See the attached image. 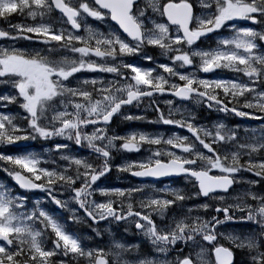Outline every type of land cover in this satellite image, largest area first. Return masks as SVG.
Instances as JSON below:
<instances>
[{
	"label": "rangeland",
	"instance_id": "rangeland-1",
	"mask_svg": "<svg viewBox=\"0 0 264 264\" xmlns=\"http://www.w3.org/2000/svg\"><path fill=\"white\" fill-rule=\"evenodd\" d=\"M151 15L144 22L147 28L146 43L139 44L118 35V31L112 27L96 26L93 21L104 23L105 20L95 13L81 18L84 33L77 36L65 27L62 17L53 16L49 0H0V27L9 25L13 39L9 42L13 54H0V62L4 64L3 60L11 61L8 77L14 82L18 81L20 90L27 91L35 85L34 76L29 75V66H36L39 57H48L56 62L52 67L60 73L53 80L58 88L55 90L74 92L77 101L69 103L72 108L64 106L55 111L48 108V113L49 116H55V122L72 114V128H75L87 116H95L102 103L99 97L94 101V94L81 93L82 86L89 84L93 92L104 96V99L113 96L109 94V86L102 84L103 73H106L103 69L114 70L116 66L108 59L138 54L151 60L152 57L147 53L152 52L155 57L179 53L181 47L177 43L180 39L178 31L167 26L161 19V13ZM83 21L88 24L86 27ZM52 22L56 25L55 33L50 24ZM255 36L252 30H239L233 40L225 41L212 52V56L200 63L202 69L216 66L219 75H236L237 80L221 79L222 84L230 85L227 86L228 90L238 94L249 93L247 96H254L251 108L259 109L264 107V91L252 94V89L248 88V84L253 81L264 84V55L255 54L258 47ZM20 43H25V46ZM27 49L32 50L36 56L26 54L24 50ZM93 50L104 51L109 57L101 61L91 54ZM41 61L43 64L46 62ZM75 68L84 69L80 72ZM162 69L168 71L170 68L164 64ZM133 70L138 73V77L151 78L157 69L136 67ZM0 71L2 73V68ZM253 76L256 77L254 80L251 78ZM165 82L164 77L160 76L157 85ZM241 84L245 87L240 88ZM219 86L224 87L221 84ZM121 89L124 93L129 91H125V84ZM1 107H5V104L0 102ZM27 107L29 123L24 126H20L19 121L9 119L0 110V232L13 240L12 248L0 244V264H95L98 257L104 258L107 264H138L144 254L132 248L131 242L135 233H138L139 225L144 230L139 236L149 234L152 237L151 230L154 228L162 231L156 233L158 240L155 239V242L158 246L149 244L147 247V253L150 248L153 249L151 254L154 264H178L181 257L186 255L194 259L196 262L190 260L196 264H212L210 253L216 246L231 250L235 246L242 250L239 245L243 246L244 243L242 238H238L241 236L239 234L249 233V238H254L264 233V195L261 194L264 193V149L260 147L264 145V140L245 141L244 145L235 143L231 150L227 148L228 144L232 145L230 142L219 141V148L214 154L205 146L202 152L197 151L196 155L201 156L197 157L202 163H217L215 169L219 177L233 176L236 183L229 194L202 198L199 189L190 195L189 190L181 187L138 186L128 181V172L135 168L149 167L162 155L160 153L166 157L170 154L152 147L149 149L152 153H139L138 149L124 146V153L113 163L114 158L98 157L93 152L85 153L71 146L63 157L68 162L66 168L49 170L41 167L33 141L41 134H49L45 127L50 120H39V113L30 105ZM103 111L104 108L100 110ZM174 113L180 114L181 109L174 110ZM219 127L222 129L221 125ZM71 135L72 132L69 139L73 143L74 137ZM125 138L122 142L124 145L135 144L137 147V140L147 145L151 143L146 142L145 135L139 136L133 131L128 132ZM45 139L51 141L47 137ZM82 139L84 147L89 149H94L91 147L95 144L100 145L105 152L116 149L113 135L109 134L105 126L99 127L98 131H85ZM8 143H13L12 148L17 152L8 154L5 150ZM43 149V156H50L51 149ZM260 149L262 151L258 152ZM98 158L107 162L103 171L111 169L114 174L108 182L92 187L90 178L94 174L93 162ZM3 167L8 172H4ZM19 172L40 183L44 192L51 193L46 194V198L31 194L16 198L8 190L10 194L7 195L6 190H3V182L13 180V176ZM54 183L58 185L51 191ZM117 183L123 185L117 186ZM45 203H52V207L56 206L59 213L49 214ZM215 215L219 216L217 221L213 220ZM61 218L64 220L60 222ZM67 220H70L72 226L75 225L74 234L89 233L85 242L90 241V246L78 245L75 236L65 232L66 224L62 222ZM56 241L61 244V251L56 250ZM179 245L186 246L184 253H177ZM160 254L161 258L163 256L161 260L158 259ZM256 257L259 261L258 254Z\"/></svg>",
	"mask_w": 264,
	"mask_h": 264
},
{
	"label": "flooded vegetation",
	"instance_id": "flooded-vegetation-1",
	"mask_svg": "<svg viewBox=\"0 0 264 264\" xmlns=\"http://www.w3.org/2000/svg\"><path fill=\"white\" fill-rule=\"evenodd\" d=\"M87 1L89 0H71L69 3L71 6L74 5L75 9L81 14L87 10ZM170 3L189 5L193 12L190 27L197 38L190 42L182 39L178 40L177 43L182 51L178 55H173L171 58L166 56L155 57L157 70L151 78L138 77V73L130 69L132 65H122L120 63L117 75H110V78H116L113 83L116 87L115 90L119 91L118 94L104 99V96L95 93V102L98 97L102 102L99 105V110L95 112V116H87V119L78 124L75 130L71 128L74 124L72 114H68L66 118L59 122L54 121L55 116H49L48 108L52 111H55L56 108L62 109L64 106L72 108L69 103L77 101V95L74 92L55 90L57 88L53 81L55 72L50 58L47 60L46 65L39 58L40 60L37 59L38 64L36 66H29V75L34 76L35 83L34 88L29 91L18 89V81L13 82L8 77L11 61L3 60L4 64L0 62V68H2L0 82H4V86L0 87V102L5 104V107L0 109H5L11 120L26 122L28 121L27 109H29L27 106L30 105L35 112L39 113V120H50L46 124L47 127H45V131L48 128L46 132L49 134L47 136L41 134L51 140V143L44 147L51 149L50 157L52 161L50 165H47L48 168L56 170L66 168L65 166L68 165L63 157L67 154V141L64 139L69 140V137H65L69 135V132H72V137L76 136L78 147L86 153L93 152L98 157L114 158L113 163H116L118 157L125 151L124 146L133 150L138 149L139 153L147 151L152 153L149 150L152 147L161 149L162 152H170V154L166 157L164 153H160L162 155L149 167L175 160L185 164L182 172L186 170L190 172L206 170L211 174H217L215 169L217 163H209V165L202 163L197 157L201 156L196 154L197 151L202 152L203 146H205V149L210 148L209 150H212L213 154L217 152L219 132L233 138L235 141H245L244 139L256 137V140H259L257 135L264 133V107L252 109L250 103L251 100L255 99L254 96H247L249 93L242 95L236 91L228 90L227 86L230 85L222 84L221 79L217 77V68L214 66L210 71L202 69L200 62L212 56V52L222 46L225 41L233 40L236 31L242 29L252 30L256 34L255 40L260 44L258 52L264 55V0H137L132 6V14L144 26L145 20L149 17L148 15L161 13L163 16L166 5ZM0 30L8 32V37L0 40V54H13L9 44L13 40L9 26L0 27ZM82 33L83 26L81 25L79 34ZM119 57V61H123V56ZM163 60L169 63L168 65L165 64L170 68L168 71L162 69L164 64L159 63ZM160 76H163L164 82L167 81V83L157 85ZM7 82H13L14 85L9 84L7 86ZM256 82L249 83L248 88L262 90L264 84ZM123 84L126 85L125 91L129 89L127 93H124L121 89ZM219 84L224 85V87H220ZM244 87V84L240 85V88ZM178 89L183 90L180 94L181 98L170 94L177 92ZM85 92L88 95H90V92L94 94L89 86L82 88L81 93ZM148 92L154 93L143 98H129L131 93L146 94ZM251 92L253 94L257 93L255 91ZM103 108L104 111L100 112ZM176 109H181V113L177 114V117L163 116L167 113L174 114L173 111ZM43 115H45L44 118ZM101 121L105 123L103 126L108 127L109 134L113 135L116 149L105 152L98 144L92 145L91 148L94 149L82 147V136H84L85 131H98L100 124L96 123ZM84 125L88 126L83 131ZM219 125L222 126V129ZM132 131L139 136L145 135L146 142L151 143L147 145L145 142L141 143L137 140V147L135 144L124 145L122 142L125 141V136ZM63 142H65V145H63ZM37 145L40 156L43 157V151H45L42 149L44 145L43 138L38 137ZM105 165H107L106 161L99 158L94 159L92 170L95 173L93 175H102L105 172L103 171ZM145 168H135V170L128 172L130 174L128 181L138 186L162 188L168 185L187 189L190 195L197 193L198 183L191 174H182L181 177L176 179L156 182H141L139 175L132 176L133 172ZM107 172L108 174L100 178L93 187L113 178L114 172L111 169H108ZM122 185V183H117V186ZM88 213L89 211H86V214L90 215ZM218 218L219 216L215 215L213 220L217 221ZM149 222L151 223V221ZM141 228V225L137 227L138 233L134 236L132 248L141 250L145 255L149 244L158 246L155 242V239L158 240L156 233L162 231L154 228L151 230L152 237L149 234L139 236V233L144 232ZM259 234L258 237L256 235L254 238H249L251 236L249 233L239 234L241 236H238V238H242L244 245H239L242 250L235 246L232 247V250L229 249L233 255L232 264H264V233ZM178 248L177 253H184L186 250V246L179 245ZM59 249H61V245ZM149 251L152 252L153 249L150 248ZM210 254L213 257V250ZM257 254L259 261L256 257ZM147 259L143 257L140 262ZM158 259H162L161 254Z\"/></svg>",
	"mask_w": 264,
	"mask_h": 264
},
{
	"label": "water",
	"instance_id": "water-1",
	"mask_svg": "<svg viewBox=\"0 0 264 264\" xmlns=\"http://www.w3.org/2000/svg\"><path fill=\"white\" fill-rule=\"evenodd\" d=\"M96 3L101 6L104 9L111 10L112 14V20L116 24L119 25L124 35L129 37L131 40L139 39L142 40V32L138 25H136L133 20L130 17V10L131 8L126 5L125 7H119V3L115 2L116 0H95ZM53 4L55 8L58 11L63 12L66 16H68L69 21H73V14H69L70 10L64 5L62 0H53ZM172 12L168 11L167 15L169 20L172 22V24H177L180 21L177 20V17H179V13H175L177 8H180V6L173 5L172 6ZM76 16V14H75ZM179 166L176 163H170V164H158L154 168H151L144 173H147L148 175H141V178H161V177H173L178 176L179 173ZM203 176L199 175L200 180V188L204 196L208 195L209 193H215V192H227L231 186L233 185L232 180L228 177H220V178H211L206 173L202 174ZM16 183L25 190H35L37 187L35 184L24 177L23 175H18L16 177ZM0 237L3 238L7 242V244L10 246L11 242L8 240V238L5 235L0 234ZM227 250L224 248H219L215 250L216 260L219 264H230L229 257L227 254ZM105 259L99 258L97 261V264H105ZM181 264H192L190 260H186Z\"/></svg>",
	"mask_w": 264,
	"mask_h": 264
},
{
	"label": "trees",
	"instance_id": "trees-1",
	"mask_svg": "<svg viewBox=\"0 0 264 264\" xmlns=\"http://www.w3.org/2000/svg\"><path fill=\"white\" fill-rule=\"evenodd\" d=\"M1 178V177H0ZM16 262H18V261H16Z\"/></svg>",
	"mask_w": 264,
	"mask_h": 264
}]
</instances>
